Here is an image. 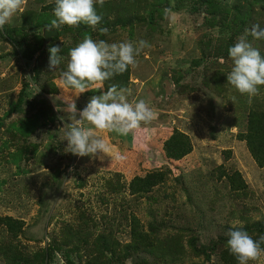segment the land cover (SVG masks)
Here are the masks:
<instances>
[{
	"label": "rangeland",
	"instance_id": "1",
	"mask_svg": "<svg viewBox=\"0 0 264 264\" xmlns=\"http://www.w3.org/2000/svg\"><path fill=\"white\" fill-rule=\"evenodd\" d=\"M55 7L26 0L0 30V264H238L221 257L233 221L255 240L264 235V165L241 136L252 111L264 112V86L249 104L227 83L229 48L253 25L264 29V0H105L95 31L49 32ZM86 35L150 44L103 91L117 85L155 112L127 136L98 133L110 152L94 157L65 151L71 120L56 98L71 96L79 112L102 92L65 94L49 70L50 46L61 48L66 70ZM247 39L264 56V40ZM174 133L191 145L178 160L165 152ZM153 172L165 181L133 193L130 182ZM133 217L144 244L132 237Z\"/></svg>",
	"mask_w": 264,
	"mask_h": 264
},
{
	"label": "clouds",
	"instance_id": "2",
	"mask_svg": "<svg viewBox=\"0 0 264 264\" xmlns=\"http://www.w3.org/2000/svg\"><path fill=\"white\" fill-rule=\"evenodd\" d=\"M103 7L105 0H55L54 19L46 26L51 32L62 25L78 27L81 24L89 26L93 31L101 23L102 17L97 14L96 4ZM26 0H0V30L9 24L18 12L24 11ZM101 34H108V28H100ZM255 41L264 40V29L255 24L246 29L245 34L238 38V42L229 48V56L233 67L227 75V83L239 94L247 96L248 103L259 95L260 87L264 86V56L260 50L249 42L248 36ZM150 47L145 40L137 43L123 41L109 43L105 40H94L86 35L82 42L69 50L66 70L61 69L64 57L58 46L49 47V70L59 71V88L64 93L71 90L75 97L88 91L100 90L102 94L94 95L83 110L78 112L74 99L69 95L58 97L66 105L56 110L68 113L70 124L66 133L69 152L78 157H94L98 153L109 155L110 146L105 137L98 133L114 132L127 136L142 126L149 125L155 118L154 110L143 99L129 102L127 95L130 91L112 85L104 90L105 82L117 75H123L130 67L137 66L136 57ZM127 93V95H126ZM55 105V100L53 101ZM79 116V119H77ZM87 122L88 127H83ZM64 127V128H65ZM122 160L124 157L118 156ZM241 222L233 221L227 240V248L236 258L238 264H250L264 256V235L258 240L245 230L238 228Z\"/></svg>",
	"mask_w": 264,
	"mask_h": 264
},
{
	"label": "trees",
	"instance_id": "3",
	"mask_svg": "<svg viewBox=\"0 0 264 264\" xmlns=\"http://www.w3.org/2000/svg\"><path fill=\"white\" fill-rule=\"evenodd\" d=\"M118 24L123 25V20H118ZM242 138L248 143V150L253 158L259 162L260 165H264V112L255 113L252 111L249 119L246 123V132L243 133ZM191 151V145L187 137L181 133H174L170 139L165 143V152L169 158L178 160ZM165 174L162 172H153L147 174L145 177H136L130 182V189L133 193L148 192L154 186L161 184L165 181ZM234 184H239L240 181L232 178ZM244 185V183H243ZM5 225H9L14 222L10 217H5ZM13 226V225H12ZM132 237L134 241L144 244L147 241V235L139 231V224L136 218L133 217L132 223ZM226 250V249H225ZM222 260L226 263H237L236 258L230 253V251H222Z\"/></svg>",
	"mask_w": 264,
	"mask_h": 264
}]
</instances>
